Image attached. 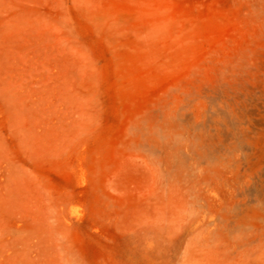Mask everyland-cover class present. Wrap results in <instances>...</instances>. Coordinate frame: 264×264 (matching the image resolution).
<instances>
[{"label":"rangeland","instance_id":"1","mask_svg":"<svg viewBox=\"0 0 264 264\" xmlns=\"http://www.w3.org/2000/svg\"><path fill=\"white\" fill-rule=\"evenodd\" d=\"M0 264H264V0H0Z\"/></svg>","mask_w":264,"mask_h":264}]
</instances>
